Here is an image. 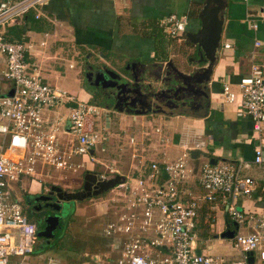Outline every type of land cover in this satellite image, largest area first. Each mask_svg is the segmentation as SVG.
I'll return each instance as SVG.
<instances>
[{
    "label": "crops",
    "instance_id": "obj_1",
    "mask_svg": "<svg viewBox=\"0 0 264 264\" xmlns=\"http://www.w3.org/2000/svg\"><path fill=\"white\" fill-rule=\"evenodd\" d=\"M205 2L206 0H47L43 6L3 25L2 31L10 40L31 45L27 61L31 68L40 71L44 82L65 89L81 101L102 105L94 94V85L84 84L80 78L81 73L88 70V63L105 65L118 72H124L118 68L129 64V69L125 68L128 72L135 70L139 77L146 76L149 72L157 84L167 74L174 75V67L185 73L192 66L199 67L201 71L205 65L196 64L197 56L185 53L183 49L186 47V34L199 27L197 16ZM224 2L225 19L219 58L212 67L210 80L205 79V93L195 94L191 107L178 105L141 114L115 110L113 117L112 110L108 114L107 110L101 108L99 114L94 116L103 120L102 129L89 127L101 135V142L92 151L98 161L91 160L90 155H81L75 158V162L81 163L85 171L78 170L75 173L46 167L40 168L37 175H23L17 183L10 186L14 198H18L21 203L22 194L47 192L46 183H58L53 181L56 178L67 182L70 177H62V172L74 173L76 178L70 181L81 183L82 186L85 176L82 175L87 172L98 176L99 172L105 171L106 166H112L124 177H139L156 162L166 176V163L182 156L185 152L184 145L189 144L192 147L189 164L195 174L203 162L210 161L213 164L228 163L235 168H242L241 175L253 177L256 181L255 191L251 196L238 199L237 206L245 213L263 214L264 157L262 163H255L254 157L258 145L262 146L264 152V142L255 133L253 119L241 106L240 99L228 102L224 100L222 93L225 83L238 91V82L243 75L250 73L252 63H257L264 69V0ZM170 14L188 16L186 31L178 37H172L163 23V19ZM257 42L261 44L257 45ZM226 44L229 46H225ZM97 62L100 64L97 65ZM73 64L74 67H71ZM4 69L6 61L4 57H0V70ZM72 69L78 70L75 72ZM0 78L3 90H9L12 82L5 81L2 75ZM71 84H75L77 90H69L64 86L69 87ZM71 104L74 103L58 105L50 110L43 109L45 117L52 120L61 118L62 128L65 129L68 123V106ZM149 118L154 121L150 127L147 125ZM181 118L186 120L181 129L177 123L170 126L165 122ZM120 134L121 140H118L117 135ZM61 136L65 142L70 139L65 133H61ZM7 139V136L0 133V145L5 146ZM121 142L128 149L127 155L117 154L119 148L124 149ZM109 145L114 146V151L108 149ZM194 151H197L195 156ZM246 162L250 163L249 167H245ZM190 180L185 184V189L196 193L199 187L197 177L192 176ZM19 191L21 195H18ZM118 211L112 197L102 194L76 200L56 238L37 240L36 252L29 258V263L48 264L51 259L58 264H106L111 260L116 261L120 251L113 238L104 232V228L110 221L118 218ZM199 213H210V234L204 236L199 228L201 239L198 252L227 257L237 255L230 246L231 237L222 236L225 230L235 232L237 228L229 221L226 208L220 203L206 202L202 204ZM217 213H223L224 216L221 227L215 231L211 229V225L217 222ZM76 215L81 216V224L77 226L78 231L74 232L69 224L74 222ZM240 228L248 232L252 226L245 224ZM224 238L228 241L225 248ZM216 245L219 248L216 249ZM221 248L222 252L218 251Z\"/></svg>",
    "mask_w": 264,
    "mask_h": 264
},
{
    "label": "built area",
    "instance_id": "obj_2",
    "mask_svg": "<svg viewBox=\"0 0 264 264\" xmlns=\"http://www.w3.org/2000/svg\"><path fill=\"white\" fill-rule=\"evenodd\" d=\"M46 1L0 0V57L6 61V69L0 70V75L12 82L6 94L0 95V133L8 137L6 145H0V264H33L28 260L36 252V223L14 198L11 184L23 175L39 174L40 168L77 172L81 163L75 162V158L81 155L98 161L92 151L101 142V135L87 127V119L99 114L101 107L44 82L40 71L31 68L27 61L31 45L10 40L2 31L3 25ZM187 22V15L170 14L163 19L172 37L185 33ZM238 85L239 90L234 91L225 83L222 96L228 102L240 99L253 119L255 133L264 142V69L252 63L250 73L243 75ZM68 103L74 104L68 106L65 129L61 118L45 117L43 109ZM61 133L70 139L65 142ZM184 147L182 156L166 163V176L154 162L144 175L125 176L114 187L116 191L111 197L119 208L118 218L104 228L120 251L113 264H264V213H245L237 206L238 199L255 191L254 178L241 175L242 168L210 161L203 162L196 175L189 164L192 147ZM263 157V148L258 145L254 162L262 163ZM244 165L249 167L250 163ZM118 173L116 168L106 166L97 177L106 180ZM192 176L197 177L199 192L185 189ZM206 202L223 205L229 221L237 226L229 242L237 253L234 257L198 252L199 210ZM245 224L252 229L244 232L240 226ZM249 253L254 256L253 262L249 261ZM48 264L58 263L51 259Z\"/></svg>",
    "mask_w": 264,
    "mask_h": 264
},
{
    "label": "water",
    "instance_id": "obj_3",
    "mask_svg": "<svg viewBox=\"0 0 264 264\" xmlns=\"http://www.w3.org/2000/svg\"><path fill=\"white\" fill-rule=\"evenodd\" d=\"M224 0H206L203 8L200 10L197 18L199 20V27L195 31L188 32L185 36V50L192 53L195 57L196 64H204L205 67L200 71L199 67L192 66L188 68V73L174 67L175 74H167L166 78L160 83H156L153 80L152 75L148 72L142 77L132 75L131 72L125 70L124 72H118L108 66L101 65L96 66L90 63L87 64L89 79L94 80L97 86H102L104 89L113 88L117 91L116 98L126 97L128 100L130 96L136 102L138 96H146L151 98L152 95L157 93L171 94L173 91L178 93L181 89L190 91L195 95L197 93H205L204 82L210 80L212 67L219 58V52L221 49V35L224 25ZM167 65H171L168 64ZM130 65L126 66L129 69ZM142 83V84H141ZM156 91L157 93H155ZM13 90L10 91V94ZM114 98L112 92H106L103 94L102 105H99L102 109L107 110L108 114L110 107L109 101ZM171 98V97H170ZM174 99L171 98L170 101ZM143 101V99H142ZM141 102V101H140ZM118 111H124L123 109H117ZM157 110H131L128 112L133 113H146ZM109 116V115H108ZM197 154V151L193 152V156ZM124 176L117 174L112 178L103 180L99 179L93 172H87L84 176L83 188L79 190H66L59 185H52L49 191L44 193L47 199L49 196L56 195L57 201L53 204L56 206L58 212L54 215H50L48 219V225L44 230L39 232L38 236H54V231L62 227L63 223V210H65L66 203L72 200H82L87 197L99 196L117 184L124 180ZM45 192V191H44ZM52 224V225H50ZM230 226V224L228 225ZM234 232L230 231L223 233V237H233ZM249 261H254V256L249 253Z\"/></svg>",
    "mask_w": 264,
    "mask_h": 264
},
{
    "label": "flooded vegetation",
    "instance_id": "obj_4",
    "mask_svg": "<svg viewBox=\"0 0 264 264\" xmlns=\"http://www.w3.org/2000/svg\"><path fill=\"white\" fill-rule=\"evenodd\" d=\"M87 72L88 70L85 71V74H87ZM132 75H136L139 77L138 72H136L135 70L132 71ZM89 83L94 85L95 87L94 94L96 98L101 99V101L103 99L104 93L106 92L113 93L114 98L112 99L111 97V100L109 101V104H108V106L112 110L123 109L124 111H128V110L131 111V110L136 109V110H141V111L142 110L147 111V110L152 109V110L161 111V110H164L165 108L175 107L178 105L180 106L182 105L184 107L187 106L188 108V106L191 107L193 103V97H194V94L190 91V89H187V90L181 89L176 94L174 91L171 94H167V93L162 94V93H157L156 91H154L157 94L152 95L151 98H148L142 95L141 97L138 96L136 99L137 101L135 102L132 96H130L128 100L126 99V97L116 98L117 91L115 89L113 88L104 89L102 88L101 85L97 86V84H95L94 80L92 79L89 81ZM170 97L174 100L170 101L171 100ZM83 185L81 188H83ZM44 193L46 192H43L41 194H36V195L25 193V194H22V196H20V201H21V204L23 206L25 213L28 215V217L32 221L36 223L38 241L41 239L54 240L59 230L62 228L61 227V228L56 229L54 231V236L52 237L46 238L42 236L41 238V236H38L39 232L44 230L46 226L48 225L47 221L50 218L49 216L54 215L58 212V210L56 209V206L53 205L57 201L56 195L55 194L51 195L49 196L51 198L47 199L46 196H44Z\"/></svg>",
    "mask_w": 264,
    "mask_h": 264
},
{
    "label": "rangeland",
    "instance_id": "obj_5",
    "mask_svg": "<svg viewBox=\"0 0 264 264\" xmlns=\"http://www.w3.org/2000/svg\"><path fill=\"white\" fill-rule=\"evenodd\" d=\"M183 50H185V49H183ZM187 51L185 50V53H186ZM97 61V59L95 60V61H93V62H96ZM94 64V63H93ZM98 64H100V63H98L97 62V65ZM68 65L70 66V63H68ZM71 67H74V64L71 66ZM126 67H122V68H118V70H120V69H122V71H125L126 69H125ZM73 71H75V72H77V70L78 69H72ZM81 75L82 76H80V78H82L83 79V81H84V84H88L89 83V81H90V79H89V77L87 76V74H85L84 72L83 73H81ZM5 79V78H4ZM0 95H3V94H6V91L8 90V89H6L5 91L3 90V87H2V84H1V82H2V79L0 78ZM5 81H7V82H10L9 80H5ZM67 89H69V90H73V91H75V90H77V89H75L77 86L75 85V84H71L69 87L67 86V85H64ZM7 88V87H6ZM81 97V96H80ZM98 101V103L100 104H103L102 103V101H101V99H99V100H97ZM110 110H112V109H110ZM113 114L115 115L116 114V111L114 110H112V116L111 117H113ZM148 120V126L150 127L153 123H154V121L153 120H150V118L149 119H147ZM173 120V119H172ZM165 121V122H168V123H166V124H168V125H172V124H175V123H177L178 125H179V128L181 129L183 126H184V124H185V122H186V120L184 119V118H181V119H175V120H173V121ZM114 122H115V118H114ZM162 124H165V123H162ZM87 127L89 128V127H93V128H96L97 130H101L102 129V127H103V120L101 119V118H99L98 116H94V115H92V116H89L88 117V119H87ZM121 135L122 134H120V135H117V139L118 140H121ZM121 147L122 148H124L123 150L121 149V148H119V150H118V152H117V154H119V153H121V154H125V155H127V152H128V149H126L125 147L126 146H124L123 144H122V142H121ZM108 149L112 152V151H114V146L113 145H109L108 146ZM84 170V168L83 167H81V169H79V171H83ZM61 171V170H60ZM79 171H77V172H75V173H78ZM85 171V170H84ZM81 172L79 173V175L81 176ZM57 173H61V172H57ZM84 173V172H83ZM61 175H63L62 177H65L64 175H67V176H69L70 178H68L67 180V182H64L63 180H59L58 178H56V179H53V181H58V183H55V182H52V183H49V182H47L46 183V188L47 189H50V187L52 186V185H59V186H61L63 189H66V190H72V191H75V190H78V189H80L82 186H81V183L80 184H75L76 182H73V181H70V180H73V179H75L76 177H75V174L74 173H72V174H69L68 172H62L61 173ZM85 174H83L82 176H84ZM61 184H60V183ZM63 182V183H62ZM115 191H116V189L115 188H111L110 190H108V191H106L105 193H103L102 195L103 196H106V197H111L114 193H115ZM18 195H21V192L19 191L18 192ZM76 203V200H72V201H69L68 203H66V206H65V210H63V218H64V221L66 220V218L68 217V215L71 213V211H72V207H74V204ZM218 214V219H217V222L216 223H213L212 225H211V229H215V231L216 230H218L219 229V227H221V225H222V221H223V216H224V214L223 213H217ZM74 220V224L73 223H71V224H69V226H71L72 228H71V230L72 231H74V232H76V231H78L77 230V226L78 225H80L81 224V216L80 215H76V217L73 219ZM63 221V222H64ZM70 223V222H69ZM79 223V224H78ZM63 224V223H62ZM74 227H75V229H74ZM226 232H230V231H232V230H230V229H227V230H225ZM212 238H214V235H212ZM226 238H230V237H226ZM225 239V238H224ZM224 241V247L223 248H225V246L227 245V239H225V240H223ZM215 248L217 249V248H219V246L218 245H216L215 246ZM223 248H221V249H219L218 251H221L222 252V250H223ZM216 252V251H215ZM80 254H81V252H80ZM107 260H105V262H106ZM113 260H111V261H108L106 264H113Z\"/></svg>",
    "mask_w": 264,
    "mask_h": 264
},
{
    "label": "trees",
    "instance_id": "obj_6",
    "mask_svg": "<svg viewBox=\"0 0 264 264\" xmlns=\"http://www.w3.org/2000/svg\"><path fill=\"white\" fill-rule=\"evenodd\" d=\"M28 14V13H27ZM210 213H200V222H199V227L201 229V233L204 236H207L210 234L209 232V226H210V218L208 217ZM202 216V219H201Z\"/></svg>",
    "mask_w": 264,
    "mask_h": 264
},
{
    "label": "bare ground",
    "instance_id": "obj_7",
    "mask_svg": "<svg viewBox=\"0 0 264 264\" xmlns=\"http://www.w3.org/2000/svg\"><path fill=\"white\" fill-rule=\"evenodd\" d=\"M11 151L9 150V151H7V154L9 155V153H10Z\"/></svg>",
    "mask_w": 264,
    "mask_h": 264
}]
</instances>
